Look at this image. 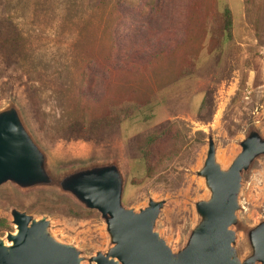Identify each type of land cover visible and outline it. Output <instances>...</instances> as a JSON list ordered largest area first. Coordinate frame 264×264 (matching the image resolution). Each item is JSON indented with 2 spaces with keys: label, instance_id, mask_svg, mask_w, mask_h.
<instances>
[{
  "label": "rangeland",
  "instance_id": "rangeland-1",
  "mask_svg": "<svg viewBox=\"0 0 264 264\" xmlns=\"http://www.w3.org/2000/svg\"><path fill=\"white\" fill-rule=\"evenodd\" d=\"M225 7L233 39L213 46L207 30ZM127 101L145 106L125 121L107 118ZM10 110L54 175L115 167L126 209L162 204L154 231L177 261L204 222L198 205L211 193L199 172L210 140L226 169L250 130L264 138V0H0V115ZM168 129L178 152L147 178L148 141ZM238 202L230 230L246 264L255 258L249 231L264 223V156L244 172ZM14 209L47 220L81 264L116 246L102 215L58 186L10 182L0 188L6 246Z\"/></svg>",
  "mask_w": 264,
  "mask_h": 264
},
{
  "label": "water",
  "instance_id": "water-1",
  "mask_svg": "<svg viewBox=\"0 0 264 264\" xmlns=\"http://www.w3.org/2000/svg\"><path fill=\"white\" fill-rule=\"evenodd\" d=\"M240 146L242 153L225 169L218 163L215 144L210 140L207 159L199 172L211 193L208 201L198 205L204 222L177 261L154 231L162 204L152 202L140 213L126 209L122 178L115 167L94 166L54 175L14 110L0 115V188L9 182L25 191L58 186L86 209L98 211L107 221L116 246L111 255L94 258L96 264H241L235 258V234L230 228L238 223L243 174L264 156V138L252 129ZM12 214L17 233L9 235L10 247L0 241V264L82 263L75 248L56 242L48 234L47 220L37 221L16 209ZM249 237L255 258L246 264H264V223L251 229Z\"/></svg>",
  "mask_w": 264,
  "mask_h": 264
},
{
  "label": "trees",
  "instance_id": "trees-1",
  "mask_svg": "<svg viewBox=\"0 0 264 264\" xmlns=\"http://www.w3.org/2000/svg\"><path fill=\"white\" fill-rule=\"evenodd\" d=\"M210 23L212 26L208 27L207 31L208 34L212 35L213 46L220 45L223 40L231 41L233 39L234 15L229 7H225ZM144 106L145 104H138L132 101L114 104L108 108L107 118L125 121L141 111ZM177 149L178 137L171 129L150 137L143 155L147 178H152L163 161L176 154L178 152ZM4 229H10L8 224H4Z\"/></svg>",
  "mask_w": 264,
  "mask_h": 264
},
{
  "label": "bare ground",
  "instance_id": "bare-ground-1",
  "mask_svg": "<svg viewBox=\"0 0 264 264\" xmlns=\"http://www.w3.org/2000/svg\"><path fill=\"white\" fill-rule=\"evenodd\" d=\"M10 245V244H9Z\"/></svg>",
  "mask_w": 264,
  "mask_h": 264
}]
</instances>
